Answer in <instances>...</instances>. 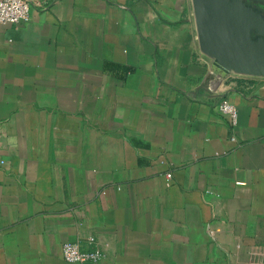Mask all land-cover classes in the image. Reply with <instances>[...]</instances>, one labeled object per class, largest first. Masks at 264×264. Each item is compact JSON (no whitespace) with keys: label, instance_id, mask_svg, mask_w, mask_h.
I'll return each mask as SVG.
<instances>
[{"label":"crops","instance_id":"obj_1","mask_svg":"<svg viewBox=\"0 0 264 264\" xmlns=\"http://www.w3.org/2000/svg\"><path fill=\"white\" fill-rule=\"evenodd\" d=\"M33 1L0 24V264H264V77L201 52L192 0Z\"/></svg>","mask_w":264,"mask_h":264},{"label":"water","instance_id":"obj_2","mask_svg":"<svg viewBox=\"0 0 264 264\" xmlns=\"http://www.w3.org/2000/svg\"><path fill=\"white\" fill-rule=\"evenodd\" d=\"M264 0H192L199 47L225 74L264 77Z\"/></svg>","mask_w":264,"mask_h":264},{"label":"built area","instance_id":"obj_3","mask_svg":"<svg viewBox=\"0 0 264 264\" xmlns=\"http://www.w3.org/2000/svg\"><path fill=\"white\" fill-rule=\"evenodd\" d=\"M33 3V0H0V24H15L28 20ZM216 76L221 78L224 74L219 71ZM218 109L222 114L228 116L232 126L238 124L239 110L235 104L224 98L218 103ZM171 177L172 174L168 173V182ZM94 241L95 238L90 237V242L93 243ZM62 255L67 262L97 263L104 258L105 253L101 248L85 250L78 243L67 241L62 246Z\"/></svg>","mask_w":264,"mask_h":264},{"label":"rangeland","instance_id":"obj_4","mask_svg":"<svg viewBox=\"0 0 264 264\" xmlns=\"http://www.w3.org/2000/svg\"><path fill=\"white\" fill-rule=\"evenodd\" d=\"M259 5H260V6H263V5H261V4L258 3V6H259ZM263 7H264V6H263Z\"/></svg>","mask_w":264,"mask_h":264}]
</instances>
